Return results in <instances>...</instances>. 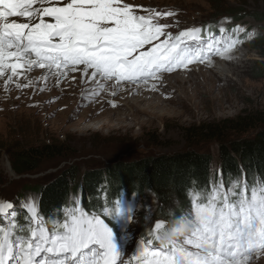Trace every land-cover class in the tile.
I'll use <instances>...</instances> for the list:
<instances>
[{
  "label": "snow or ice",
  "instance_id": "1",
  "mask_svg": "<svg viewBox=\"0 0 264 264\" xmlns=\"http://www.w3.org/2000/svg\"><path fill=\"white\" fill-rule=\"evenodd\" d=\"M175 15L125 0H0L3 91L43 92L49 82L75 83L82 86V106L103 92L114 97L127 86L158 82L212 54L230 58L241 35H255L240 24L230 30L221 25L217 35L213 25L160 22ZM190 204L171 227L155 220L124 260L112 224L119 218L131 224L137 206L120 195L105 201L99 214L76 200L57 214L62 220L50 221L51 228L34 198L19 204L23 222L14 202L0 200V264H245L264 252V182L226 183L221 171Z\"/></svg>",
  "mask_w": 264,
  "mask_h": 264
},
{
  "label": "rangeland",
  "instance_id": "2",
  "mask_svg": "<svg viewBox=\"0 0 264 264\" xmlns=\"http://www.w3.org/2000/svg\"><path fill=\"white\" fill-rule=\"evenodd\" d=\"M125 2L176 14L161 18V23L179 20L181 27L213 25L212 31L217 35L221 25L230 30L240 24L255 35L250 39L241 35L239 38L243 43L231 51L230 58L212 54L203 63L196 62L163 74L160 81L149 82V91L145 94L135 90L147 85L127 86L134 90L121 89L114 97L110 91L103 92L82 106V86L75 83L71 87L66 83L55 87L49 82L43 92L32 89L18 92L13 87L5 93L0 81V200L14 202L18 214L23 210L19 207L20 202L32 197L38 203L37 187L49 183L68 166L76 167L80 177L87 169L104 167L119 160L131 161L192 148L212 154L217 167L218 142L196 139L193 143L186 138L184 128L221 122L246 113H264V77L256 69L257 62L264 59L257 41L264 30V21L254 18L259 14L264 17V0ZM178 30L170 29L173 33ZM32 75L36 76L35 73ZM152 83H156L154 89ZM52 97L58 99L47 102ZM254 132L239 135L229 132L227 137L248 138ZM44 142L61 146L59 154L43 160L33 172L16 173L9 151ZM76 200L79 197L74 191L69 198L70 204L75 206ZM129 202L137 206L131 224H126L123 218L112 224L116 241L125 252L124 260L132 257L136 245L146 238L155 220L162 219L167 226L175 222L170 225V217L158 218L156 213L161 204L151 192L141 198H131ZM178 205L173 202L167 208L168 212L169 209L175 212ZM180 205L181 209L176 212L178 219L191 207V204L186 208ZM142 229L146 234L139 235ZM125 233L128 238L122 239ZM245 264H264V252L253 253Z\"/></svg>",
  "mask_w": 264,
  "mask_h": 264
},
{
  "label": "trees",
  "instance_id": "3",
  "mask_svg": "<svg viewBox=\"0 0 264 264\" xmlns=\"http://www.w3.org/2000/svg\"><path fill=\"white\" fill-rule=\"evenodd\" d=\"M254 18L264 21L260 14ZM257 41L264 58V30ZM256 69L264 77V59L257 62ZM249 131L255 132L248 138L227 137L229 132L239 135ZM184 132L193 143L196 139L218 142L217 167L214 166L212 154L192 148L142 156L131 161L119 160L104 167L87 169L80 177L76 167L68 166L49 183L37 187L40 215L49 221L47 226L51 228L50 221L57 218L62 220L63 216L58 217L57 214L72 205L69 198L74 191H77L80 206L89 214H99L104 202H114L118 195L129 201L151 192L161 204L156 215L164 219L170 217L172 225V221L178 219L176 212L181 209L180 204L182 208L188 207L190 197L195 196L199 189L210 188V182L221 171L226 183L232 179H246L250 184L264 182V113H246L221 122L191 125L185 127ZM60 150L61 146L44 142L12 148L9 155L13 170L22 174L33 172L43 160L59 154ZM133 192L137 195L133 196ZM173 202L179 205L175 212L170 209L168 212L167 208ZM24 214L23 210L18 214L21 222ZM141 233L146 234V231L142 229L139 235Z\"/></svg>",
  "mask_w": 264,
  "mask_h": 264
},
{
  "label": "bare ground",
  "instance_id": "4",
  "mask_svg": "<svg viewBox=\"0 0 264 264\" xmlns=\"http://www.w3.org/2000/svg\"><path fill=\"white\" fill-rule=\"evenodd\" d=\"M36 75L39 73L38 71L37 72H34ZM149 85H147V86H145V87H142V88H140V89H136L135 91H137V92H139V93H142V94H145V92H147V91H149ZM125 89V91H129L131 88H129V87H126V88H124ZM129 89V90H128ZM131 90H134V88L133 89H131ZM141 94V95H142ZM126 95V94H125ZM143 98V97H142ZM128 102V101H127ZM160 102H161V100H160Z\"/></svg>",
  "mask_w": 264,
  "mask_h": 264
},
{
  "label": "clouds",
  "instance_id": "5",
  "mask_svg": "<svg viewBox=\"0 0 264 264\" xmlns=\"http://www.w3.org/2000/svg\"><path fill=\"white\" fill-rule=\"evenodd\" d=\"M171 231V230H170Z\"/></svg>",
  "mask_w": 264,
  "mask_h": 264
}]
</instances>
